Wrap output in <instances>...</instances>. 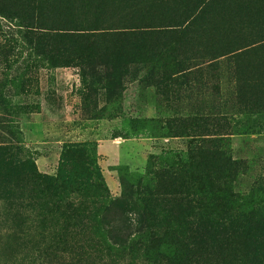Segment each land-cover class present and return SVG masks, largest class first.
<instances>
[{
	"label": "rangeland",
	"instance_id": "374dc122",
	"mask_svg": "<svg viewBox=\"0 0 264 264\" xmlns=\"http://www.w3.org/2000/svg\"><path fill=\"white\" fill-rule=\"evenodd\" d=\"M65 2L69 19L85 18L79 0H50L51 6L45 2L41 11L54 20L63 11H56V3ZM149 4L150 0H106L101 20L128 26L167 25L173 5L167 3L164 10L155 2L147 11ZM38 5L36 0H0V144L12 145L21 158L34 162L39 173L53 177L65 148L82 146L75 165L81 180L96 164L114 199L102 215L113 241H136L145 231L141 199L154 192L150 172L162 165L159 156L182 155L188 147L203 143L219 147L239 163L240 172L231 185L234 205L264 219V47L260 41L223 56L218 55L223 49L216 48L228 42L248 44L246 39L256 31L257 23L247 4L230 1L223 5L212 24L204 23L192 34L189 48L193 49L187 51V47L177 57L179 61L168 67L160 55L143 63H129L125 58L114 66L97 60L80 64L71 56L67 65L56 66L31 40L38 33L29 29L39 18L35 14ZM159 13L164 19H159ZM92 17L90 11L86 19ZM205 46L208 49L203 52ZM173 118L203 121L195 120L198 131L192 129L191 136L159 137L170 135L159 127ZM125 139L154 142V152L145 158L147 163L150 155L154 157L150 169L139 163L132 165L135 170L118 171V165L112 166L99 155V144ZM124 155V160L132 156L131 151ZM30 196L31 186H27L25 206L32 202ZM6 225L0 219V234ZM1 241L0 264H29L26 251L12 255ZM135 257L136 264H153Z\"/></svg>",
	"mask_w": 264,
	"mask_h": 264
},
{
	"label": "trees",
	"instance_id": "16d2710c",
	"mask_svg": "<svg viewBox=\"0 0 264 264\" xmlns=\"http://www.w3.org/2000/svg\"><path fill=\"white\" fill-rule=\"evenodd\" d=\"M49 1L36 0L39 18L29 29L38 31L31 38L34 47L56 66L67 65L71 56L80 64L97 60L114 66L125 58L129 63H143L160 55L168 67L179 61L177 57L187 47L190 51L196 29L212 24L216 11L230 1L249 6L256 31L246 39L248 44L216 46L223 49L218 55L246 50L260 41L264 47V0H150L147 11L155 2L164 10L167 3L173 5L167 25L162 26H128L120 21L105 24L101 14L106 0H79L85 18L76 21L65 13L66 2L61 6L56 3V11H63L51 20L53 16L41 11L45 2L51 6ZM90 11L93 17L89 20ZM159 19H164L162 13ZM195 120H166L159 129L170 135L159 137L191 136L192 129L198 131L196 121H203ZM149 122L159 124L160 120ZM81 147L65 148L53 177L39 173L34 162L21 158L12 145L0 144V211L4 207L0 219L7 223L0 240L12 255L26 251L29 264H136V255L153 264H264L263 216L234 205L231 185L241 168L219 147L203 143L188 147L182 155L159 156L162 165L150 172L155 179L154 192L141 199L145 231L136 241L109 238L102 215L114 199L96 164L81 180L75 169ZM153 159L151 155L148 158L149 169ZM121 169L128 171L126 166L115 167ZM27 186H31L32 202L26 200L25 206Z\"/></svg>",
	"mask_w": 264,
	"mask_h": 264
},
{
	"label": "crops",
	"instance_id": "0c3cea01",
	"mask_svg": "<svg viewBox=\"0 0 264 264\" xmlns=\"http://www.w3.org/2000/svg\"><path fill=\"white\" fill-rule=\"evenodd\" d=\"M154 142L145 139H125L121 141H107L97 146L98 153L102 157L108 159L109 164L112 166H126L131 170H135L132 165L141 163L144 166L145 158L150 153L154 152ZM124 147V148H123ZM125 148L127 149L125 151ZM131 151L132 156L130 159H122ZM124 162V163H123ZM116 186H113V192L116 190Z\"/></svg>",
	"mask_w": 264,
	"mask_h": 264
}]
</instances>
